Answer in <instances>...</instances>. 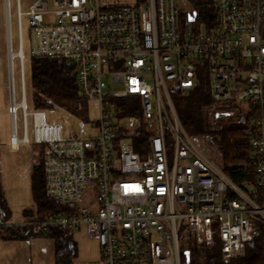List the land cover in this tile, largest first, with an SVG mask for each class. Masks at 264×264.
Returning a JSON list of instances; mask_svg holds the SVG:
<instances>
[{
	"label": "built area",
	"instance_id": "2783aa9c",
	"mask_svg": "<svg viewBox=\"0 0 264 264\" xmlns=\"http://www.w3.org/2000/svg\"><path fill=\"white\" fill-rule=\"evenodd\" d=\"M183 2L34 0L24 12L17 0L21 96L17 101L10 56L11 146L31 142L39 146L34 155L37 159L42 155L50 198L81 206L85 193L95 189L97 206L15 225L0 222V229L30 227L38 233L57 227L72 235L84 232L100 248L96 264H183V228L198 244L211 243L218 233L225 260L243 253L261 236L264 0H215L217 25L212 30L196 28V20L188 17L182 23ZM24 18L31 57L70 64L79 95L98 101L97 136L65 137L62 126L47 121L43 110L28 109ZM201 73L219 108L258 114L248 131L256 158L251 192L234 183L181 124L173 98L196 89ZM121 100L132 102L128 106L140 116L122 115ZM143 124L150 137L137 153L133 137Z\"/></svg>",
	"mask_w": 264,
	"mask_h": 264
},
{
	"label": "trees",
	"instance_id": "16d2710c",
	"mask_svg": "<svg viewBox=\"0 0 264 264\" xmlns=\"http://www.w3.org/2000/svg\"><path fill=\"white\" fill-rule=\"evenodd\" d=\"M214 0H190L192 8L181 13L184 23L189 14L196 13L198 28L212 30L216 24ZM32 103L36 110H53L56 107L67 110L86 121L83 108L87 99L79 95L74 75V67L70 64H59L47 58L31 59ZM200 85L186 95L174 96L173 101L177 114L186 132L194 139L209 138L218 147L222 156L224 173L238 186L247 192L255 187V161L248 131L252 128L258 114L249 110L239 115L236 121L223 108H219L210 98L208 83L204 74H200ZM124 106L122 115L140 116L137 109H132V102L119 101ZM228 113L225 118L218 115ZM233 119V120H232ZM235 121L234 123H232ZM168 138L171 137L167 132ZM150 133L143 124L133 137L132 147L141 152ZM42 157V155H41ZM31 190L33 201L37 207V220L47 215H69L79 213L78 205H64L50 198L46 193L45 176L42 165L34 166L31 174ZM77 206V207H76ZM81 210V209H80ZM86 211V210H84ZM12 211L3 193L0 172V222L8 223ZM0 233L7 239L45 236L52 239L56 246V264H75L79 256V248L72 233L50 228L47 232L35 233L30 227L1 228ZM245 251L229 260L222 256V244L218 233L214 234L211 243L198 244L194 235L183 228L181 237V254L183 264H264V230L259 238L248 243ZM190 254V263L186 262L185 253Z\"/></svg>",
	"mask_w": 264,
	"mask_h": 264
},
{
	"label": "rangeland",
	"instance_id": "374dc122",
	"mask_svg": "<svg viewBox=\"0 0 264 264\" xmlns=\"http://www.w3.org/2000/svg\"><path fill=\"white\" fill-rule=\"evenodd\" d=\"M34 0H22V9L24 12L28 11L29 6ZM185 7V12H188L189 9L192 8L190 0H184L182 3ZM9 22L8 24H5V12L7 11V7L5 5L4 0H0V59L4 61L5 67L8 65V59H9V49L12 51V63H13V75H14V81H15V92L17 96V101L20 100L21 96V83L19 80L20 77V60L18 58V14H17V2L16 0H10L9 1ZM213 6L215 8V0L213 1ZM8 25V32L7 30ZM197 28V23L195 24ZM22 29H23V46H24V64H25V72H26V92H27V105L28 109H33V103H32V74H31V39H30V29L28 25L27 18L23 19L22 22ZM204 30V28H203ZM8 33V36H7ZM4 82H7V86L9 89V76L8 71H4L3 67L0 65V86L2 87L4 85ZM5 95L3 93V89L0 88V130L3 131L5 128L4 126H8L9 130L11 128V117L8 115L1 114L2 109L6 106L4 103ZM84 114L87 116V120L84 121L77 116L73 115L72 113L68 112L65 109L56 107L53 110H45V116L46 120L51 122L55 121L56 123L60 124L63 129V134L65 137L69 136H77L81 138L86 137H95L97 136V130H96V122L99 119L100 116V109H99V103L98 101L94 99L87 100L84 108H83ZM249 110L245 108H238L234 110L231 117L236 121L237 117L242 114L248 113ZM6 122H5V119ZM7 116V117H6ZM232 119V120H233ZM233 121L232 123H234ZM17 128H18V135H21V125H20V116L17 118ZM5 123V125H4ZM2 133V132H1ZM198 144L203 149V151L206 153L207 156L211 158V160L222 167V156L219 153L217 145L209 138H200L197 139ZM25 147L27 149L29 156V163L27 166L28 173H24L21 176L18 177L16 173H14V160L9 159V167L4 172L3 175V189H5L6 195L9 198L12 214L16 216L18 219L22 215L21 211V204H27L30 206L32 205V194H31V169L32 165L34 163L32 162L33 159H37V157L34 155V152L39 150L38 145H34L32 142L30 144H25ZM174 153V145L170 143L169 145V156L172 157ZM39 161V166L42 165V157H38L37 159ZM26 176V178H25ZM20 178V179H19ZM24 180H27L24 182ZM24 182V183H23ZM84 202L81 206H76L78 211H81L80 209L86 208L87 210H94L97 206V192L95 189H89L85 195H84ZM93 205V206H92ZM99 247V246H98ZM100 250V248H99ZM75 264H84L80 263L79 259L75 262Z\"/></svg>",
	"mask_w": 264,
	"mask_h": 264
},
{
	"label": "crops",
	"instance_id": "0c3cea01",
	"mask_svg": "<svg viewBox=\"0 0 264 264\" xmlns=\"http://www.w3.org/2000/svg\"><path fill=\"white\" fill-rule=\"evenodd\" d=\"M4 1L7 7V11L5 12V24H7L9 22L7 19V13L9 10L8 4L10 0H4ZM6 32H8V25ZM2 63H4V61L0 59V65L3 67V70L8 71V66L5 67V65ZM0 88L3 89V93L5 95L4 103L6 104L4 109H2L1 111V114L8 115L9 89L7 86V82H4V85L2 87L0 86ZM4 127L5 128L3 129V131L0 130V172H1L2 189L4 185L3 184L4 172L8 171L7 170L8 168L11 169V167H9V163H10L9 159L14 160V171H15L14 173H16L18 177L21 176V178L24 173L25 174L26 172L28 173L27 166L28 164H30L29 163L30 155L27 152L25 144H20L17 148H13L11 146L12 128H10L9 130L7 125ZM32 162L34 163V159L32 160ZM34 166L36 165L35 164L32 165V169ZM26 181L27 180H24V182ZM30 185H31V181H30ZM3 193L11 209L12 207L8 196L6 195L5 189H3ZM31 194H32V190H31ZM31 204L32 205L30 206L28 205V203L21 204L20 206L21 211H23L22 215L18 219L16 216L12 214L11 220L8 222V224L15 225L21 223L22 221H27V222L37 221V207L35 205V202L33 201V196H32ZM73 237L74 240L77 242L79 248V256H78L79 262L84 264L98 263L100 260V250L97 242L94 239L87 237V235L84 232L80 234H75L73 235ZM0 264H56L55 242L52 239L41 235L30 237L29 239L28 238H20L15 240L7 239L3 234L0 233Z\"/></svg>",
	"mask_w": 264,
	"mask_h": 264
},
{
	"label": "water",
	"instance_id": "95a60500",
	"mask_svg": "<svg viewBox=\"0 0 264 264\" xmlns=\"http://www.w3.org/2000/svg\"><path fill=\"white\" fill-rule=\"evenodd\" d=\"M196 16H197L196 13L189 14V16H188V20H189L190 22H194V21L196 20ZM9 60H11V59H10V54H9V59H8V61H9ZM229 115H230V114H228V113H224V114L218 115L217 117H218V118H225V117H228ZM185 257H186V262H187V263H190V254H189L188 252L185 253Z\"/></svg>",
	"mask_w": 264,
	"mask_h": 264
},
{
	"label": "bare ground",
	"instance_id": "6f19581e",
	"mask_svg": "<svg viewBox=\"0 0 264 264\" xmlns=\"http://www.w3.org/2000/svg\"><path fill=\"white\" fill-rule=\"evenodd\" d=\"M7 36H8V35H7ZM12 55H13V54L11 53L10 56L12 57Z\"/></svg>",
	"mask_w": 264,
	"mask_h": 264
}]
</instances>
